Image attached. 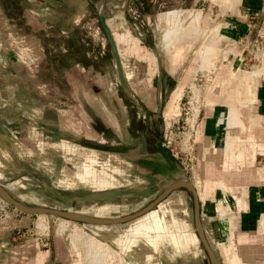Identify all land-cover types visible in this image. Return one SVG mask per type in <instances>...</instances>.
Wrapping results in <instances>:
<instances>
[{
    "label": "crops",
    "instance_id": "obj_1",
    "mask_svg": "<svg viewBox=\"0 0 264 264\" xmlns=\"http://www.w3.org/2000/svg\"><path fill=\"white\" fill-rule=\"evenodd\" d=\"M16 1L11 0V5ZM56 2L58 6L49 2L50 9L36 10L30 0H19V13L25 20L18 28L17 24L9 23L0 0V30L11 32L10 40L3 39L0 32V183L14 198L32 206L72 209L96 218L131 215L154 201L179 176L174 160L168 162L159 150L156 118L161 113L166 114L173 92H177L179 101L182 87L177 77L181 80V76L172 68L158 67V59L153 57L154 61L149 64L157 72L153 77L155 84L150 82L141 87L137 85L142 81L135 77L137 68L121 64L125 87L130 85V91L141 103L142 120L125 95L110 87L107 76L92 75L89 62L77 61L60 69L65 86L63 97L67 100L64 108L59 106L54 112L50 105L40 104L29 83L34 78L33 73L30 72V76L27 71L32 70L34 49H37L34 48L37 42L33 35L37 27L33 24L34 17L44 18L39 20L46 34L51 29L64 34L71 32L67 21L82 11V0ZM235 3L236 0L230 1V5ZM19 15L17 13L16 17ZM18 30L25 32L20 34L19 41L15 37L18 33L13 34ZM112 35L119 50V43L126 36ZM182 45L186 53L192 48L187 42ZM44 52H37L41 56L39 61L45 59ZM171 57L163 59L162 63L166 64ZM226 69L223 67L213 75L206 86L209 103L199 111L193 129L196 150L193 159L196 164L198 161L211 167L193 183L200 202V222L204 233V226L211 227L214 240L209 244L214 253H219V264H264L258 260L264 251L261 247L264 242V165L250 167V164L243 169H237L241 165H232L236 166L235 172L226 168L234 157L244 155L242 151L234 157L230 155L242 138L264 141V69L254 75L236 74L233 69ZM36 85L42 86L38 82ZM166 93L163 105L162 97ZM228 105L237 108L241 124L235 130L231 128L235 138L224 145L227 133L224 117ZM12 128L19 130L18 135ZM259 146L263 150L264 143ZM247 155L249 161L255 160L254 152ZM222 180H232L234 185L222 184L219 182ZM218 190L230 192L235 205L233 214L226 201L215 199ZM190 197L174 189L153 206L161 209L160 214L156 208H151L118 224L91 225L108 228L107 241L121 253L135 257H139L145 236L153 230L154 239L171 241L168 249L173 259L168 260L167 255L160 253L157 264H194L190 256H194L195 244L201 242L195 227L192 194ZM174 210H179L183 216H171ZM214 211L216 221L209 218ZM228 220L235 249L226 241ZM0 256V264H6L7 256ZM134 261L139 263V260Z\"/></svg>",
    "mask_w": 264,
    "mask_h": 264
},
{
    "label": "rangeland",
    "instance_id": "obj_2",
    "mask_svg": "<svg viewBox=\"0 0 264 264\" xmlns=\"http://www.w3.org/2000/svg\"><path fill=\"white\" fill-rule=\"evenodd\" d=\"M30 1V4H34V9L48 10L51 8L49 2L56 5V1L60 0ZM230 1L82 0L81 14L67 21L66 25L71 29V32L64 34L59 33L56 29L48 30L46 34L41 29L43 25L41 20L44 18L35 16L33 24L37 27H35L33 35L35 36L34 42H37L34 48L38 50L34 49V64L30 66L32 70H27L30 76L33 73L34 78L29 83L34 89L35 100L44 106L50 105L54 108V112L59 106L64 108L67 100L63 97L65 86H63L60 77V69L77 61L82 64L89 62L93 71L92 75L97 74V78L107 76L110 87L125 95L135 112H139L140 119H143L139 98L130 91V85H126L124 88L119 83L114 67V55L98 18L100 15L103 16L112 34L126 36L119 43V50L116 43L115 45L120 66L123 63L125 66L137 68L135 77L142 81L137 86L142 87L150 82L152 85L155 84L153 77L157 72L151 69L149 64L154 61L153 57L158 59L159 64L156 63L158 67H165L168 70L172 68L175 73L180 74L181 80L177 77V83L181 85L182 92L176 106L177 111L169 117L164 113V115L159 114L160 117L156 118L159 126L157 133L160 135L161 146L172 157L178 169L177 179H184L190 183L196 182L197 178L206 173L205 171L211 170L210 166L202 165L198 161L196 164L193 159L196 152L193 145L195 121L199 111L209 103L208 97L205 95L206 86L213 79V75L223 67L227 68L226 70L233 69L236 74L248 75L259 74L264 69V0H236V3L232 5H230ZM2 4V10L8 15L9 23L17 24L19 28L21 22L25 20L22 18L21 12L19 13L21 8L19 0L16 1V4L13 2L12 5L11 0H2ZM17 13L20 14L19 18L16 17ZM156 20L158 21L154 31L152 24ZM216 23L226 26L227 31L231 34L226 35L227 37L224 36L222 40L219 39L220 44L215 40L216 44L214 43L213 49H210L212 51L210 60H204L203 62L206 63H203L197 51L201 47V42L208 36L209 31ZM22 30L13 32L14 36L18 33L15 36L18 41L20 34L24 35L25 33ZM0 32L3 39L10 40L11 32L9 30L2 28ZM29 38L31 39V37ZM22 40L24 41V39ZM182 42H187L192 46L187 53L184 47L186 43L182 45ZM217 44L218 46H216ZM39 50L41 52L45 50L46 57L42 61H39L41 57L38 55ZM159 53L161 54L158 55ZM169 57L171 58L166 64H163L162 60ZM200 64L202 65L200 66ZM24 70L22 72H25ZM86 75L89 76L88 72ZM147 78L149 82H147ZM36 82L42 86H37ZM167 94H163V105ZM228 110L231 112V117L224 140L225 144L235 138V131L230 132L231 128L235 130L241 124L237 108L234 105H228ZM190 124H192L191 127ZM11 131L18 135V129L12 128ZM243 135H245L244 132ZM262 142L264 143L262 140L246 138L238 141L236 147L231 149L230 155L234 157L239 151H242L244 155L241 158L234 157L230 160L226 167L227 171L234 170L233 172H235L236 166L232 165L237 164L241 165L237 169L249 167L250 164H252L250 167L263 166L264 147L263 150H260L259 146ZM221 146H223V142ZM252 152L256 155L255 160L249 161L247 154ZM172 153L175 154V157ZM205 164L209 163L205 162ZM219 182L234 185L232 180ZM177 191L183 192L186 198L191 195L190 191L184 187L178 188ZM216 194L217 198L215 199L226 201L233 214L235 205L230 192L218 190ZM70 211L75 210L71 209ZM157 211L159 214L161 213V209H157ZM170 214L173 217L183 216L179 210ZM209 218H215L214 221H216L215 211ZM228 223L229 220L226 225L227 231H225L228 235L227 245H230L231 249H235V241L232 236L230 237ZM204 227L205 233L203 232V234L206 235L209 243L213 242L211 227ZM107 229L53 215L25 214L16 210L0 197V244L2 245L0 251L2 255L7 256L6 264H157V261L160 263V253L167 255L168 260L173 259L171 249H168L171 241L159 240L158 237L154 239L153 230L147 233L145 242H143L144 247L139 249V257H135L132 254H123L113 247L107 241L105 235ZM221 232L222 235H225L223 230ZM158 233L156 232V234ZM155 244L158 245L157 249L154 248ZM99 245L104 246V254L95 252ZM261 247L264 249V242ZM193 255L190 258L193 259L194 264H210L202 243L195 244ZM215 255L218 259L219 253L215 252ZM0 258L2 257L0 256ZM134 259L139 260V263ZM219 259L221 260V257ZM258 260L264 261V251ZM221 264L225 263L221 262Z\"/></svg>",
    "mask_w": 264,
    "mask_h": 264
},
{
    "label": "water",
    "instance_id": "obj_3",
    "mask_svg": "<svg viewBox=\"0 0 264 264\" xmlns=\"http://www.w3.org/2000/svg\"><path fill=\"white\" fill-rule=\"evenodd\" d=\"M98 18H99V21H100V25H101V27H102V29H103L106 37H107V40H108V42L110 44V47H111L113 55H114L115 67H116V71H117L119 82H120L121 86L125 88V84L123 82V77H122V73H121V66H120L119 56L117 54V48H116L115 41L113 39L112 33L109 31V29L107 27V22H106L105 18L103 16H101V15L98 16ZM159 145H160L159 150L161 151L163 156L166 158V160L168 162H170V163H173L172 158L169 156L167 151H165L161 147V143L160 142H159ZM181 187L186 188L192 194L193 203H194L195 227H196V231L198 233L200 242L202 243L203 249H204L205 253L208 256L209 263L210 264H219L215 253L212 251L209 242L207 241V239L205 238V236L203 234V230H202V226H201V222H200V215H201L200 202H199V198H198L197 192L195 190V187L193 186V183H190V182H188V181H186L184 179L175 180L172 184H170L167 187V189L162 194H160L154 201H152L150 204H148L147 206H145L141 210H139V211H137V212H135V213H133L131 215L125 216V217L113 218V219L96 218V217H92V216H89V215L81 214V213H78V212H75V211L62 210V209H58V208L28 205V204H25V203L17 200L16 198H14L5 189V187L1 183H0V196L5 200L6 203H8L11 206H13L19 212H22V213H25V214H29V215H38V214L53 215V216H57V217H61V218L69 219V220H73V221H76V222L88 223V224H93V225H105V226H107V225L118 224V223L133 219L135 217H138V216L146 213L151 208H153V206L155 204H157L160 200H162L170 191H172L174 189L181 188Z\"/></svg>",
    "mask_w": 264,
    "mask_h": 264
},
{
    "label": "bare ground",
    "instance_id": "obj_4",
    "mask_svg": "<svg viewBox=\"0 0 264 264\" xmlns=\"http://www.w3.org/2000/svg\"><path fill=\"white\" fill-rule=\"evenodd\" d=\"M158 19V18H157ZM158 20H156L155 22H154V24H152L153 25V29H154V31L156 30V27H155V25H156V22H157ZM221 23V22H220ZM233 25V24H232ZM236 25V24H235ZM234 25V26H235ZM231 26V25H230ZM235 29H236V27H235ZM226 33V34H225ZM231 33L229 32V31H227V29H226V26H221L219 23L217 24L216 23V25L209 31V34H208V36H206V38L203 40V42H201V47L198 49V51H197V53H198V55L200 56V58H201V61L203 62L204 60H207V56H208V52L210 51V49H212V47L214 46V43L216 44V41L218 42L219 41V44H220V40L219 39H221L222 40V38L225 36V37H227L226 35H230ZM114 39V38H113ZM225 39V38H224ZM228 39V38H227ZM216 40V41H215ZM115 41V40H114ZM216 46H218V44L216 45ZM218 48V47H217ZM211 52V51H210ZM206 58V59H205ZM200 60V59H199ZM210 60V59H209ZM209 60H207V61H209ZM203 63H206V62H203ZM198 64V63H197ZM202 64H200V66H201ZM209 65V64H208ZM205 66V65H204ZM203 66V70H204V68L206 67H204ZM201 69H202V67H201ZM178 99V94H177V92L175 91V92H173L172 93V96H171V98H170V100H169V102H168V106L166 107V109H165V111H166V116L167 117H169V116H172L177 110H176V103H177V100ZM230 117H231V112L229 111V110H227V112H226V115H225V117H224V119H225V122H226V128L228 127V123H229V120H230ZM193 124V123H192ZM192 124H190V127H191V125ZM225 144V143H224ZM1 197V196H0ZM1 199L2 200H4L2 197H1ZM5 201V200H4ZM88 239V238H87ZM98 245V244H97ZM95 252H99V253H103L104 254V252H105V248H104V246L103 245H99V246H97V248H96V251Z\"/></svg>",
    "mask_w": 264,
    "mask_h": 264
},
{
    "label": "built area",
    "instance_id": "obj_5",
    "mask_svg": "<svg viewBox=\"0 0 264 264\" xmlns=\"http://www.w3.org/2000/svg\"><path fill=\"white\" fill-rule=\"evenodd\" d=\"M118 80H119V79H118ZM119 83H120V82H119ZM120 85H121V84H120ZM137 114H138V116H140V115H139V112H137ZM143 116H144V115H143ZM143 116H142V117H143ZM164 137H165V136H164ZM172 155L175 157V154L172 153ZM181 164L183 165V162H182Z\"/></svg>",
    "mask_w": 264,
    "mask_h": 264
}]
</instances>
